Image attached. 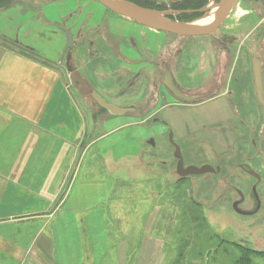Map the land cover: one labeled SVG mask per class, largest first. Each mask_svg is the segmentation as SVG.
<instances>
[{"label":"rangeland","instance_id":"374dc122","mask_svg":"<svg viewBox=\"0 0 264 264\" xmlns=\"http://www.w3.org/2000/svg\"><path fill=\"white\" fill-rule=\"evenodd\" d=\"M141 1L153 8L174 6L171 0ZM219 1L207 0L203 7L213 2L217 6ZM13 2L0 11V46L61 63L64 69L69 63L73 72L67 69L68 81L88 108L97 109L91 93L102 90L108 100L150 114L149 119L120 115L100 125L97 136L105 135L84 158L63 210L51 217L40 237L55 239L38 243V249L45 244L50 252L47 257L41 255L45 264H264V181L258 208L252 191L256 180L239 166L253 157L258 160L254 170L264 174V111L255 95L251 65L253 55H264V7L259 1L237 0L230 18L216 31L196 37L122 18L98 0ZM203 14L194 19L185 14L169 17L193 22ZM65 29L74 38L71 46ZM234 34L239 43L229 45L227 38ZM199 40V47L211 53L218 47L233 48L231 62L235 59L237 66L233 76V67L228 68L227 79L232 76L233 82L242 76L245 96L241 103L230 98L238 119L230 135L215 127L228 120L210 124L204 112H196L201 109L198 104L183 101L164 85L165 66L185 93L204 83L202 74L190 73L187 67L188 49L196 54ZM160 42H167L168 48L160 51ZM122 43L125 57L138 60L122 59ZM194 62L195 69L205 63L199 56ZM142 77L139 83L148 88L146 103L127 92ZM173 101H177L175 107H170ZM162 105L169 108L156 112ZM170 131L186 165L210 164L222 170L180 177ZM229 139L235 146L228 151ZM242 197L245 203L239 208L254 213L237 211L234 204Z\"/></svg>","mask_w":264,"mask_h":264},{"label":"crops","instance_id":"0c3cea01","mask_svg":"<svg viewBox=\"0 0 264 264\" xmlns=\"http://www.w3.org/2000/svg\"><path fill=\"white\" fill-rule=\"evenodd\" d=\"M236 1L225 20L230 18ZM234 39L233 45H238L239 39L235 34ZM199 43L200 40L195 48L196 54L191 48L190 52L188 49L190 59H187V67L190 73L197 71L202 74L204 83L193 92H186L196 96L195 100L186 102L198 104L201 109L196 112H204L210 124L216 120H228L215 127L216 131L222 128L230 135L229 131H234L233 125L238 121L230 98L241 103L245 96L242 76L234 78L232 82L237 66L235 59L231 62L233 48L218 47L211 53L210 49L206 51L199 47ZM166 44L160 42L157 48L160 51L166 50ZM197 56L205 63L195 69L194 59ZM237 56L240 59L239 53ZM125 59L132 63L138 60L135 57L128 58L127 54ZM230 67H233V72L228 81L227 71ZM67 69L73 72L71 65H66L64 69L61 63L51 64L44 59H36L0 46V264H45L41 255L47 257L50 252L47 247L44 248L45 244L38 249V243H54L55 239L52 242V237L48 236L42 241L40 237L49 228L51 217L63 210L68 194L72 193L76 179L81 174L84 158L98 139L105 135L97 136L100 125L120 115L150 118V114L137 111L136 108L123 114H113L97 102V109L86 107L68 81ZM176 71L183 77L182 71ZM137 74H140V70ZM171 74L176 85H181V82L176 81V76ZM187 75L190 85V76ZM143 78L137 79L138 83L130 85L127 91H132L133 95L130 96L136 100L139 98V103H146L147 97L146 83H139ZM231 84H234L233 88ZM99 92L108 100L104 91ZM128 100L125 97L124 101ZM108 101L119 107L131 108ZM160 101L166 102L162 99ZM174 102L177 101L169 102L172 103L170 107H175ZM242 105L240 112L243 116ZM167 106L161 109L158 107L156 112L169 108ZM227 145H230L228 151L232 150L235 146L233 139H229ZM73 168L75 170L72 174ZM36 249L37 253L34 252Z\"/></svg>","mask_w":264,"mask_h":264},{"label":"water","instance_id":"95a60500","mask_svg":"<svg viewBox=\"0 0 264 264\" xmlns=\"http://www.w3.org/2000/svg\"><path fill=\"white\" fill-rule=\"evenodd\" d=\"M108 9L119 13L123 16L136 20L137 22L154 27L159 30H163L166 32L174 33L180 36H199V35H207L211 34L216 31L222 22L227 17L230 6L235 2V0H220L218 5V10L216 13L215 19L206 25L202 26H193L191 23L193 22H182L179 20H175L170 18L169 16L174 13H181V12H200L204 13L202 18L205 14L211 10L215 5L216 2L209 4L205 7L196 9V10H160L155 8L146 7L140 5L132 0H98ZM174 2V0H171ZM233 6V5H232ZM5 6L0 7V11L3 10ZM230 8V9H229ZM65 33L67 39L69 41L70 46L74 44V38L71 35L70 29H65ZM164 84L168 87V89L178 98L185 100V101H193L196 99V96L189 95L182 91L175 83L172 74L170 73L169 69L165 66L164 67ZM252 69H253V76H254V87L257 98L261 107L264 111V81H263V72H262V57L260 55H254L252 59ZM92 96L95 101L102 107L106 108L113 114H123L128 111H132L133 108H124L116 106L115 104L109 102L100 92L93 91ZM174 133L170 131L169 137L171 138L173 145L175 146V156L177 158V173L181 177H187L191 175L197 174H205L208 172H220L221 167L216 166L213 167L210 164H203L201 166L195 165H185L184 157L181 151L180 146L174 141ZM152 142H154L152 140ZM262 159L264 161V150L262 152ZM248 173L260 178V174L255 170H248ZM198 189V185L194 187V191L196 192ZM253 191L255 196L259 199L258 193L256 191V187H253ZM242 194V193H241ZM243 200V198L241 199ZM240 201L235 202V208L237 211L244 213V214H252L255 211H243L239 208ZM260 207V202L258 204V208Z\"/></svg>","mask_w":264,"mask_h":264},{"label":"flooded vegetation","instance_id":"af4514ba","mask_svg":"<svg viewBox=\"0 0 264 264\" xmlns=\"http://www.w3.org/2000/svg\"><path fill=\"white\" fill-rule=\"evenodd\" d=\"M14 2H16L17 0H13ZM259 1V3L261 4V6L262 7H264V0H258ZM13 2V3H14ZM171 2H173V1H171ZM175 2V1H174ZM137 3V2H136ZM139 4V3H138ZM144 6V5H143ZM200 8H202V7H200ZM155 9H160V10H168L167 8H163V7H160V8H155ZM172 10H184V9H181V4L180 3H178L177 1H176V5L175 6H173L172 8H171ZM199 9V8H198ZM111 10V9H110ZM196 10V9H195ZM112 11V10H111ZM114 12V11H113ZM116 13V12H115ZM197 13H200V12H197ZM116 14H118V15H120L122 18H128V17H126V16H123V15H121V14H119V13H116ZM174 14H179L178 16H181L182 14H185V13H183V12H181V13H174ZM174 14H171L170 16L171 17H173V15ZM189 14L190 15H192L193 16V19H194V16L195 15H197L196 13H195V11H193V12H189ZM202 14V13H201ZM128 19H131V18H128ZM131 20H133V19H131ZM134 21H136V20H134ZM137 22V21H136ZM137 23H139V22H137ZM139 24H141V23H139ZM224 39H226V37H222V39H220V40H222V41H224ZM218 41L217 40H214V42L213 43H217ZM227 42H228V44L229 45H233L234 44V42H235V39H234V37H228L227 38ZM219 43V42H218ZM122 46H120V49H121V51H123V56L121 55V57H122V59H125L126 57H125V54H124V49H126V48H123V46L125 45V43H122L121 44ZM115 51L117 52V50L115 49ZM255 55H257V54H255ZM258 55H260L261 57H262V72H263V66H264V55L263 54H259L258 53ZM128 56V55H127ZM253 57H254V55L252 56V58H251V65H252V59H253ZM128 58H130L129 56H128ZM126 60V59H125ZM123 62H125V61H123ZM68 65H67V67L69 66L70 67V64L69 63H67ZM253 70V69H252ZM263 81H264V76H263ZM256 145V142H254L253 143V146H255ZM252 162H241V163H239V166H240V168H242V169H244L247 173H248V170H254V167H256V164H254V163H258V160L256 159V158H253L252 157ZM178 161V160H177ZM264 162V161H263ZM262 162V163H263ZM186 165V164H185ZM187 166V165H186ZM221 167V166H220ZM221 170H222V167H221ZM220 170V171H221ZM258 173L260 174V178H257V177H255V176H253L252 175V177H254L255 178V180H256V183L252 186V191H253V187H256V191H257V193H258V196H259V199L256 197V196H254L255 197V202H256V205H258L259 204V202H260V204H261V199H260V197H261V194L263 195V192L261 191V186H260V184H261V182H263L264 181V174L263 173H260L259 171H258ZM249 174V173H248ZM181 177V176H180ZM187 177H189V176H187ZM182 178H186V177H182ZM263 184V186H264V183H262ZM262 190H263V188H262ZM253 193H254V191H253ZM243 198V200H241V199H239V200H236V201H240V203H239V205H241V204H243V203H245V198L244 197H242ZM249 211H254V210H249Z\"/></svg>","mask_w":264,"mask_h":264},{"label":"trees","instance_id":"16d2710c","mask_svg":"<svg viewBox=\"0 0 264 264\" xmlns=\"http://www.w3.org/2000/svg\"><path fill=\"white\" fill-rule=\"evenodd\" d=\"M134 2H137L139 3L140 5H144L146 7H150V8H153V6L151 5H148V4H145L143 1L141 0H132ZM12 2V0H3V2H0V7H8V5ZM178 3L181 4V9H184V10H195V9H198L200 7H203L207 0H181V1H177ZM172 4L175 6L176 5V1L175 2H172ZM154 8H160L158 6H155ZM185 13L186 16L190 17L192 15L189 14V12H183ZM197 15H200L201 13H197L195 12ZM17 51V50H15ZM18 52V51H17ZM20 53V52H19ZM102 107V106H101ZM104 108V107H103ZM106 109V108H105Z\"/></svg>","mask_w":264,"mask_h":264},{"label":"bare ground","instance_id":"6f19581e","mask_svg":"<svg viewBox=\"0 0 264 264\" xmlns=\"http://www.w3.org/2000/svg\"><path fill=\"white\" fill-rule=\"evenodd\" d=\"M233 4H234V2H233ZM232 5L230 6V8L232 7ZM217 10H218V5L217 6L215 5L211 9V11L209 10L205 14V16L203 18L198 19V20H195L193 23H191V25H193V26H202V25H206V24L211 23L215 19V17H216Z\"/></svg>","mask_w":264,"mask_h":264}]
</instances>
